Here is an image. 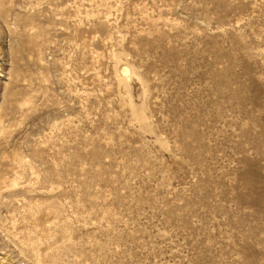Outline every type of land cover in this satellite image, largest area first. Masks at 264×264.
Returning a JSON list of instances; mask_svg holds the SVG:
<instances>
[{"label": "rangeland", "instance_id": "rangeland-1", "mask_svg": "<svg viewBox=\"0 0 264 264\" xmlns=\"http://www.w3.org/2000/svg\"><path fill=\"white\" fill-rule=\"evenodd\" d=\"M0 264H264V0H0Z\"/></svg>", "mask_w": 264, "mask_h": 264}]
</instances>
